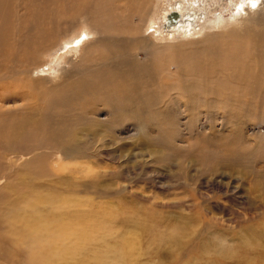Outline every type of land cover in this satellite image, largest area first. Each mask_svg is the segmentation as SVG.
I'll use <instances>...</instances> for the list:
<instances>
[{"label":"bare ground","instance_id":"6f19581e","mask_svg":"<svg viewBox=\"0 0 264 264\" xmlns=\"http://www.w3.org/2000/svg\"><path fill=\"white\" fill-rule=\"evenodd\" d=\"M118 1L0 0V70L11 72L0 83V150H43L29 172L42 170L48 154L89 157L92 128L143 124L166 98L182 97L199 114L210 104L232 116L264 115V0H169L158 24L146 11L150 0H124L117 8L130 20L149 16L140 27L119 25ZM57 39L63 50L51 61L58 70L39 65ZM17 101L25 104L3 108ZM161 102V113L175 104ZM104 108L112 118L92 126ZM21 194L5 203L0 223L24 248L25 264H105L113 252L124 264L135 261L134 231L107 241L115 208L72 211L83 198Z\"/></svg>","mask_w":264,"mask_h":264},{"label":"rangeland","instance_id":"374dc122","mask_svg":"<svg viewBox=\"0 0 264 264\" xmlns=\"http://www.w3.org/2000/svg\"><path fill=\"white\" fill-rule=\"evenodd\" d=\"M163 2L169 0H150L146 10L157 24ZM123 3H115L119 25L140 27L147 21L146 12L130 20L118 9ZM147 31L156 36L152 28ZM59 42L39 55V65L58 68L51 60L63 50ZM0 73V83L8 82L11 72ZM164 100L175 104L161 113ZM161 101L155 116L143 124L124 123L117 132L94 126L95 120L112 118L107 108L94 115V156L62 159L48 154L42 170L29 172L33 166L26 165L43 150L6 155L0 150V211L22 192L80 197L84 205L69 212L115 208L109 243L128 230L136 233L138 255L129 264H264V115L232 116L210 104V113L199 114L182 97ZM24 104L9 102L3 108ZM13 240L0 223V264H25L24 248L12 245ZM105 264L124 263L113 252Z\"/></svg>","mask_w":264,"mask_h":264}]
</instances>
